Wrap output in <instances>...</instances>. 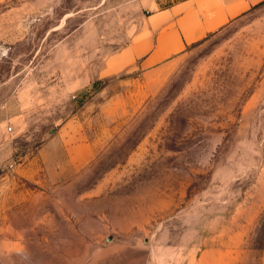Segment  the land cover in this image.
<instances>
[{"label":"rangeland","instance_id":"374dc122","mask_svg":"<svg viewBox=\"0 0 264 264\" xmlns=\"http://www.w3.org/2000/svg\"><path fill=\"white\" fill-rule=\"evenodd\" d=\"M148 2L0 0V264H264V0L142 68Z\"/></svg>","mask_w":264,"mask_h":264},{"label":"crops","instance_id":"0c3cea01","mask_svg":"<svg viewBox=\"0 0 264 264\" xmlns=\"http://www.w3.org/2000/svg\"><path fill=\"white\" fill-rule=\"evenodd\" d=\"M254 0H149L148 26L126 50L142 68L173 58L242 15Z\"/></svg>","mask_w":264,"mask_h":264},{"label":"built area","instance_id":"2783aa9c","mask_svg":"<svg viewBox=\"0 0 264 264\" xmlns=\"http://www.w3.org/2000/svg\"><path fill=\"white\" fill-rule=\"evenodd\" d=\"M9 128H11V127H9Z\"/></svg>","mask_w":264,"mask_h":264}]
</instances>
